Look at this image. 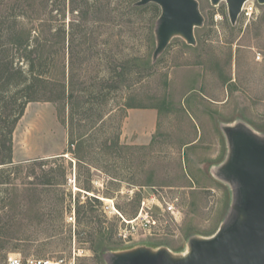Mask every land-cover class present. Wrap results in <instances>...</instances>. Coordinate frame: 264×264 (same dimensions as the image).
<instances>
[{
	"label": "rangeland",
	"instance_id": "374dc122",
	"mask_svg": "<svg viewBox=\"0 0 264 264\" xmlns=\"http://www.w3.org/2000/svg\"><path fill=\"white\" fill-rule=\"evenodd\" d=\"M137 1L0 0V81L5 63L27 69L8 44L16 30L39 25L57 41L64 28L74 40L76 102L85 101L76 127L96 143L75 161L64 153L67 111L60 114L52 101L27 104L13 132V161L21 167L0 173V264L11 253H76L80 264H106L107 252L92 249L101 233L113 249L148 244L180 252L190 237L213 235L227 217L231 187L216 176L228 152L223 126L244 122L264 135V4L256 0L254 16L233 25L226 1L198 0L205 22L195 30L197 43L175 37L153 61L161 7L136 8ZM66 56L65 49L51 53L54 79L64 78ZM15 93L0 83V109L14 107ZM128 104L160 109L151 140L136 144L120 134L119 148L98 147L122 133ZM55 156L73 160L64 175L61 161L32 162ZM163 197L177 199L175 213L164 211ZM145 198L152 224L125 242L123 218L106 203L113 200L131 219ZM72 211L75 223L67 221Z\"/></svg>",
	"mask_w": 264,
	"mask_h": 264
},
{
	"label": "water",
	"instance_id": "95a60500",
	"mask_svg": "<svg viewBox=\"0 0 264 264\" xmlns=\"http://www.w3.org/2000/svg\"><path fill=\"white\" fill-rule=\"evenodd\" d=\"M226 1L231 23H237L247 0ZM264 4V0H257ZM156 3L161 7L155 27V61L175 37L197 43L195 30L205 17L198 0H138L136 6ZM226 158L216 176L231 187V208L211 236L190 237L184 250L141 244L107 251L106 264H264V135L244 122L225 124Z\"/></svg>",
	"mask_w": 264,
	"mask_h": 264
},
{
	"label": "trees",
	"instance_id": "16d2710c",
	"mask_svg": "<svg viewBox=\"0 0 264 264\" xmlns=\"http://www.w3.org/2000/svg\"><path fill=\"white\" fill-rule=\"evenodd\" d=\"M57 33L59 36L57 41L47 40L44 37L43 29L39 25H33L27 30L19 28L9 39L8 44L15 47L20 54V61L26 62L27 69L25 70L22 65L11 63L8 66V63H5V68L2 67L1 70L2 82L0 81V83L2 87L12 84L16 88L15 94L18 95L16 100L19 101L9 111L7 109L4 110L2 107L0 109V173L13 172L21 167V163L15 164L13 161V132L18 121L23 116L27 104L31 101L56 102L60 114L67 111V117L63 122L67 127L68 147L64 153H71L75 161L80 162L82 160V152L96 144L95 139L88 130L80 132L76 127V114H78L79 108L84 106L85 101L79 100L76 102L74 73L76 58L71 51L74 48V40L67 38L64 28L58 29ZM60 49H65L67 54V63L63 64L65 76L63 79H54L51 74L56 66V61L52 59L51 53ZM66 68L69 71L68 77H66ZM127 107L137 106L128 104ZM120 134L121 131L113 137H107L98 147L102 146L108 150L119 148L121 146ZM58 161L62 162L58 170L63 175L67 166L73 165V160H66L64 156L41 158L32 162L44 165L46 162ZM55 180V177H51L47 183L54 184ZM95 200L99 201L97 197H95ZM78 213L80 214L81 210ZM112 247L110 238H107L104 233H101L93 240L92 249L96 253L107 252L113 249Z\"/></svg>",
	"mask_w": 264,
	"mask_h": 264
},
{
	"label": "built area",
	"instance_id": "2783aa9c",
	"mask_svg": "<svg viewBox=\"0 0 264 264\" xmlns=\"http://www.w3.org/2000/svg\"><path fill=\"white\" fill-rule=\"evenodd\" d=\"M257 11L256 0H247L244 3L242 8L241 15L246 19H251ZM260 58V56L258 57ZM155 200V196L151 198ZM164 201L163 209L168 213H175L177 211L176 201L167 200L165 197L162 198ZM149 199H143L141 209L138 214L131 218L126 219L115 207L113 200H109V203H106V211H114L120 214L124 221V226L119 231V236L125 241L130 242L131 239L142 230H149L152 222L149 218V210H151V205H149ZM67 221L75 223L76 222V213L72 211L67 216ZM79 254H72L69 256L64 255H53V256H36V255H23L21 253H11L6 258L4 264H80L78 262Z\"/></svg>",
	"mask_w": 264,
	"mask_h": 264
},
{
	"label": "crops",
	"instance_id": "0c3cea01",
	"mask_svg": "<svg viewBox=\"0 0 264 264\" xmlns=\"http://www.w3.org/2000/svg\"><path fill=\"white\" fill-rule=\"evenodd\" d=\"M160 109L152 107H132L127 110L122 125V137L133 143L146 144L156 132ZM59 154L56 152L53 155Z\"/></svg>",
	"mask_w": 264,
	"mask_h": 264
},
{
	"label": "bare ground",
	"instance_id": "6f19581e",
	"mask_svg": "<svg viewBox=\"0 0 264 264\" xmlns=\"http://www.w3.org/2000/svg\"><path fill=\"white\" fill-rule=\"evenodd\" d=\"M104 200H108V199H105V198H103Z\"/></svg>",
	"mask_w": 264,
	"mask_h": 264
}]
</instances>
